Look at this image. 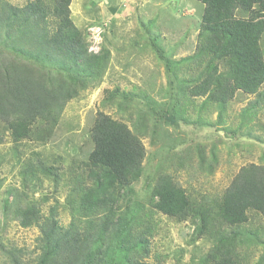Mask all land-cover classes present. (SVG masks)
<instances>
[{"label":"trees","instance_id":"trees-1","mask_svg":"<svg viewBox=\"0 0 264 264\" xmlns=\"http://www.w3.org/2000/svg\"><path fill=\"white\" fill-rule=\"evenodd\" d=\"M196 1L203 10L194 51L175 62H165L174 98L153 112L177 126L175 112L198 107L197 98H201L198 109H216L215 123L223 124L220 129L228 140L249 139L251 134L242 133L240 123L229 127L222 116L238 92L253 97L241 111L242 121L246 118L251 123L264 111L260 46L264 0ZM70 4L71 0H27L18 6L0 0V126L14 147L29 139L46 140L66 104L98 84L107 67L109 51L90 50L70 18ZM159 48L154 44L163 60ZM180 64L183 69L178 71ZM179 74L184 77L180 79ZM116 92H110L111 96ZM180 96L185 106L179 102ZM196 122L203 123L200 118ZM3 135L0 131V143ZM90 139L92 148L73 180L76 197L70 203L66 227L56 221V209L40 215L37 205L25 200L17 187H11L4 198V213L14 208L12 217L20 227L39 230L38 254L31 264H141L149 254V236L155 226L149 222L151 215L142 213L141 206V213L135 215L118 214L115 208L118 201L127 202L130 186L143 172L145 148L139 135L126 123L97 112ZM236 145L239 147L238 142ZM211 152L205 157L203 149L196 148L200 171L206 175L218 166L214 146ZM37 173L57 177L41 162H23L19 171L24 179L36 180ZM207 200H192L169 173L162 172L156 177L149 205L169 218L191 221L196 238L209 235L212 247L203 264H242L240 247L246 251L252 244L264 248V239L256 237L258 233L249 234L243 226L249 212L264 218L263 163L242 165L223 193ZM2 251L8 264H24L19 253L4 247ZM257 264H264V252Z\"/></svg>","mask_w":264,"mask_h":264},{"label":"rangeland","instance_id":"rangeland-1","mask_svg":"<svg viewBox=\"0 0 264 264\" xmlns=\"http://www.w3.org/2000/svg\"><path fill=\"white\" fill-rule=\"evenodd\" d=\"M7 1L21 6L27 0ZM202 10L203 5L196 0H71L72 22L83 33L90 50L99 52L105 48L109 51V60L101 81L66 104L46 140L29 139L14 147L0 126L4 134L0 143V264H8L2 255L3 247L16 255L19 253L24 264H31L38 254L39 230L20 227L12 217L14 208L4 213L2 204L11 187H17L25 200L36 204L40 215L46 216L54 208L58 224L62 227L69 224L70 203L76 197L73 180L81 173L92 148L90 128L97 112L126 123L139 135L145 148L142 175L130 186L127 202L118 201L115 205L118 214L135 215L142 210L151 215L149 222L155 226L149 236L150 251L141 264H203L213 240L207 234L196 238L191 221H177L151 208L149 197L156 177L162 172L169 173L192 200L208 201L207 198L220 196L242 165L264 164V111L251 123L246 118L242 121L241 111L253 97L236 94L222 116L223 122L234 128L240 123L241 132L251 137L235 141L228 140L221 131L223 124L215 123L216 109L207 112L198 109L201 98H197L198 107H189L184 113L175 112L179 126H171L154 114L153 111L174 98L165 62H175L193 53ZM154 44L161 48L163 60ZM260 46L264 56V33ZM178 69L182 70L183 65ZM115 89L117 92L111 96L110 92ZM179 102L185 106L182 96ZM199 118L203 123L196 122ZM198 146L205 157L211 156L214 146L218 166L212 174L200 171ZM29 161L51 168L56 179L40 173L36 180L21 178V166ZM189 164L193 167L189 168ZM243 226L249 234L258 233L256 237L264 239L261 215L249 212L248 222ZM240 248L242 264H257L264 252L262 246L254 244L247 251Z\"/></svg>","mask_w":264,"mask_h":264},{"label":"crops","instance_id":"crops-1","mask_svg":"<svg viewBox=\"0 0 264 264\" xmlns=\"http://www.w3.org/2000/svg\"><path fill=\"white\" fill-rule=\"evenodd\" d=\"M238 93H241V92H238ZM238 93H237V94H238ZM236 96H237V95H236ZM247 96H248V95H247ZM251 97H252V96H251ZM252 99H253V98H252Z\"/></svg>","mask_w":264,"mask_h":264}]
</instances>
